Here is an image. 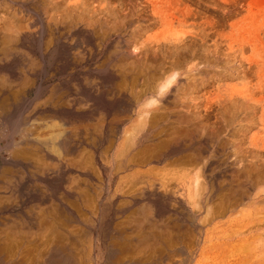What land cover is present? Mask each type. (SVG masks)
<instances>
[{
  "label": "rangeland",
  "instance_id": "obj_1",
  "mask_svg": "<svg viewBox=\"0 0 264 264\" xmlns=\"http://www.w3.org/2000/svg\"><path fill=\"white\" fill-rule=\"evenodd\" d=\"M2 206L76 264H264V0H0Z\"/></svg>",
  "mask_w": 264,
  "mask_h": 264
},
{
  "label": "bare ground",
  "instance_id": "obj_2",
  "mask_svg": "<svg viewBox=\"0 0 264 264\" xmlns=\"http://www.w3.org/2000/svg\"><path fill=\"white\" fill-rule=\"evenodd\" d=\"M171 79H172V77H171ZM167 81H170V80H167ZM168 85H169V83H168ZM122 151H124V150H122ZM120 153H122V152H120ZM4 207H6V206H2V207H0V209H2ZM31 221H32V223H35L33 226H37L38 229L44 228V230L41 232H40V230L38 232L37 231L36 232L24 231L22 226L18 223H15V222H13L9 225L4 224L3 227H0V264H76L75 258L73 259V257L71 256L72 254L71 255L69 254L70 250L67 252L68 254H66V250L63 251L61 249V246H59L57 244L56 235L54 233L53 225L46 223V225L44 226V223L47 221H45V220L39 221L38 218L34 217V216L29 217V223ZM153 235H155V234H153ZM114 245H115V243H114ZM245 245L246 244H244V246ZM244 246H243V248H244ZM247 246H248V244H247ZM62 248H64V247H62ZM132 248H134V246ZM125 249L123 247L121 250V247L118 248V245H117V247H114V246L113 247H111V246L107 247L108 254L110 252H116V253L117 252H124ZM127 251L128 250H126V252ZM242 251L245 252L244 250H242ZM129 253H131V252H129ZM246 254H248V253H246ZM116 255H114V256H116ZM76 260L78 261V259H76ZM134 262H136L135 259H134L133 263ZM124 263H127V264L131 263V255L128 256V255H125L123 253L122 255H120V257L118 256V258H116L115 264H124Z\"/></svg>",
  "mask_w": 264,
  "mask_h": 264
}]
</instances>
